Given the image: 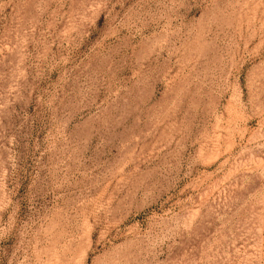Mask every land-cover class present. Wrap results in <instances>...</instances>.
<instances>
[{"label":"rangeland","instance_id":"obj_1","mask_svg":"<svg viewBox=\"0 0 264 264\" xmlns=\"http://www.w3.org/2000/svg\"><path fill=\"white\" fill-rule=\"evenodd\" d=\"M0 264H264V0H0Z\"/></svg>","mask_w":264,"mask_h":264}]
</instances>
